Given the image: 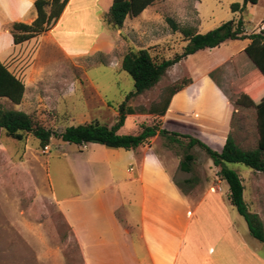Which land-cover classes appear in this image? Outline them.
<instances>
[{
  "label": "rangeland",
  "instance_id": "1",
  "mask_svg": "<svg viewBox=\"0 0 264 264\" xmlns=\"http://www.w3.org/2000/svg\"><path fill=\"white\" fill-rule=\"evenodd\" d=\"M29 2L0 0V58L3 61L6 56L19 49L12 44L10 27L6 26V23L9 19L22 18L24 10L34 9L33 4ZM109 2L111 0H101L100 6L107 7ZM194 2L197 21L193 26L199 34L239 18L243 20L244 32L248 35L261 32L264 28V0H258L255 5L248 3L244 10L237 13H233L230 6L234 3L242 5L243 0H162L158 10L162 11L164 16L177 15L184 6L190 10ZM102 14L95 11L94 16L98 17L94 20L89 15L88 20L78 17L63 22V26L70 28V34L66 38L62 37V46L68 57L65 56L66 53L58 51L40 38H37L36 44L31 42L28 45V49L36 46L46 78L50 75L55 79H71L70 83L66 81L63 84V87H66L64 93L55 99L38 100L36 108L30 110L36 122L43 127L60 133L67 127L95 120L110 127L117 120L118 107L134 91L132 78L120 69L119 62L111 61L109 50L114 44V37L112 31L101 24ZM149 14L147 10L142 18ZM165 37L168 38L166 46L149 47L151 56L158 57L159 60H170L176 55H181L187 44L183 37L177 33L162 35L163 41ZM246 44L245 40L228 41L219 47L204 49L182 59L155 87L125 102L130 112L118 133L134 134L141 124H152L154 119L159 118L156 113L162 111L169 100L163 113V128L193 137H197L196 134L203 135L204 127L208 124L200 115L213 113L214 109L219 113L221 108H224L220 96L213 95L215 81L226 89L232 105L240 94L247 93L249 86L257 85L260 73L243 53ZM137 49L138 47L132 46L130 50ZM13 60L7 63L8 68L13 65ZM28 61L29 59L23 66ZM39 61L37 60L36 65ZM225 61L229 63L221 66ZM224 70L228 72L225 73ZM222 78L225 79L224 83ZM185 79L189 80V83L171 97L173 88ZM172 99L173 106L168 110ZM28 102L31 101H27V104ZM0 104L5 109L18 110V105L5 98H0ZM183 106L187 111L179 115L175 108ZM203 106L205 110H202ZM233 106L230 126L225 136L231 134L236 144L244 150L253 149L258 140L255 111L235 104ZM24 139L18 141L7 137L3 132L0 134V264H83L80 244L75 233L51 194L53 192L58 197L71 194L76 196L78 189L66 172L64 161L80 151L85 153L83 145L64 143L52 138L48 149L45 150L33 136L26 135ZM178 139L179 143H170L167 139L157 136L149 145L152 151L146 155L156 158V162L166 170L170 180L180 185L181 188L176 185L175 189L183 195H186L191 186H199V194L210 192L209 195L213 197L217 187H220L221 191H216V195L229 203V187L218 177L211 159L197 146L187 149L188 139ZM2 147L5 149L3 152ZM25 147L28 149V156L36 152V158L41 167L45 168L47 176L43 175L42 168L38 170L42 176L36 173V181L24 175L17 162ZM145 150L138 148V153H144ZM220 150L221 147L218 151ZM186 154H191L193 161L190 163L189 172H181L180 161ZM152 166L151 163L148 168L151 169ZM226 167L235 171L242 179L243 199L248 204V210L253 211L249 204L252 199L249 192L255 172L242 164L227 163ZM185 179L191 183H184ZM80 205L82 204L78 202L77 206ZM230 208L234 218L247 229L245 221L235 208ZM247 235L250 240L261 245L249 233ZM262 251L264 253V245Z\"/></svg>",
  "mask_w": 264,
  "mask_h": 264
},
{
  "label": "crops",
  "instance_id": "2",
  "mask_svg": "<svg viewBox=\"0 0 264 264\" xmlns=\"http://www.w3.org/2000/svg\"><path fill=\"white\" fill-rule=\"evenodd\" d=\"M112 1L109 6L102 7L101 0H68L55 25L46 33L17 45L13 43L10 33L12 44L19 49L6 56L4 61L0 58V62L6 66L14 59L13 65L8 69L24 84L18 111L31 115L30 110L36 108V101L57 98L66 90L63 84L66 81L71 82V79L63 77L55 79L49 75L46 78L36 46L28 49L31 42L36 44L37 38H40L58 51L66 53L62 46V37L66 38L70 34V28L62 24L69 19L84 17L88 20L90 15L94 20L98 17L94 16L95 11L103 13V19L99 18L103 22L101 24L111 30L114 37L109 55L111 61L119 64L132 46L138 47L137 50L166 46L168 36L163 41L162 35L180 34L170 29L167 18L180 27H189L196 31L193 26L197 21L195 2L190 6V10L184 6L177 15L164 16L163 12L158 10L162 0H154L138 16H127L120 29H112L104 22V15ZM32 4L34 6V2ZM147 10L150 14L143 19L142 15ZM45 11L48 13L49 8H45ZM36 17L35 8L24 10L22 18L9 19L6 26L10 27L14 22L30 25ZM245 41L249 43V40ZM65 56L68 57L67 53ZM28 59V63L23 66ZM37 60L39 63L36 65ZM226 63L229 62L225 61L221 66ZM173 66L162 78L168 76ZM69 74L71 75V71ZM222 79L224 83L227 77ZM212 92L213 95L220 96L224 108H221L219 113H216L215 109L207 115L202 113L200 116L206 119L208 125L204 127L203 135L196 134L197 137H191L220 152L221 150H218L220 147L222 149L225 142L234 104L232 105L226 89L220 83H213ZM27 101H31V104H27ZM169 105L168 110H171L173 99ZM201 108L205 110L204 106ZM175 109L179 115L187 111L184 106ZM162 119L164 116L161 122ZM161 128L166 130L163 126ZM221 131L224 134H219ZM168 132L186 135L177 131ZM153 139L130 150L87 144L82 147L85 153L80 151L69 159L65 158L64 168L78 192L76 196L71 194L58 197L53 192L51 194L75 233L80 244L83 264H264V244L258 245L249 239L248 228L244 229L232 215L230 202L227 203L216 195V191H221L220 187H217L213 197L209 195L210 192L199 194V186H191L186 195L176 190L177 182L170 180L166 170L156 162V158L146 155L152 151L149 145ZM138 148L146 150L144 153H138ZM3 151L5 149L2 147ZM27 151L25 147L17 162L24 175L36 181V173L42 176L41 172L38 173L42 168L43 175L47 176L45 168L41 167L36 158V152L28 156ZM151 163L153 166L149 169ZM214 168L217 173L219 168ZM262 174L255 172L252 175L249 192L252 199L249 204L253 209L250 212L256 213L264 224ZM78 202L82 205L77 206ZM246 205L248 207L247 203Z\"/></svg>",
  "mask_w": 264,
  "mask_h": 264
},
{
  "label": "trees",
  "instance_id": "3",
  "mask_svg": "<svg viewBox=\"0 0 264 264\" xmlns=\"http://www.w3.org/2000/svg\"><path fill=\"white\" fill-rule=\"evenodd\" d=\"M68 0H35L34 8L37 17L30 24L14 22L10 26V33L15 45L21 44L32 38L38 37L49 31L56 23L60 13ZM154 0H113L108 12L104 15V22L112 29H120L127 16H138ZM258 0H243V4H231L233 13L244 10L250 3L257 4ZM49 8V12L45 8ZM173 32H179L187 43L181 55H176L170 60H159L151 56L149 50H130L120 62V69L125 71L133 80L134 91L130 93L126 101L131 97L141 96L155 87L165 72L182 59L197 51L219 47L226 41L249 40L243 53L260 73L257 85L246 89V94H240L234 104L244 108H252L256 114V128L258 140L256 147L244 150L238 146L229 134L220 152L209 148L199 139L187 135L168 132L161 128L160 117L168 105L166 101L162 111L156 113L159 118L152 124H141L134 134L120 135L118 131L124 124L128 112L125 104L118 107V116L114 125L108 127L98 121L70 126L57 133L38 124L33 116L22 111L5 109L0 104V134L23 141L26 135H31L39 141V146H48L51 139H57L64 143L74 145L100 144L107 148L130 150L143 146L156 136L167 139L170 143H179L178 138L188 139L186 148L199 147L211 159L213 166L219 168L217 175L225 181L229 187L228 200L237 213L245 221L248 232L252 238L264 244V224L256 213L248 210L243 199V184L239 175L226 167V164H242L255 172L264 174V28L261 32L246 34L244 22L241 18L220 24L217 28L204 34H199L193 28L180 27L172 19H166ZM189 80H182L176 85L170 96L180 91ZM24 93V84L9 71L8 67L0 62V98H5L14 105H19ZM170 97V98H171ZM193 161L191 154H186L180 161L179 169L183 172L190 171V163ZM184 183H191L185 180ZM180 187V185H177ZM181 188V187H180Z\"/></svg>",
  "mask_w": 264,
  "mask_h": 264
},
{
  "label": "built area",
  "instance_id": "4",
  "mask_svg": "<svg viewBox=\"0 0 264 264\" xmlns=\"http://www.w3.org/2000/svg\"><path fill=\"white\" fill-rule=\"evenodd\" d=\"M45 148V150H47L48 149V147L46 146V147H44Z\"/></svg>",
  "mask_w": 264,
  "mask_h": 264
}]
</instances>
